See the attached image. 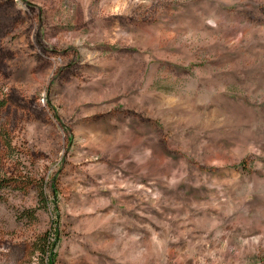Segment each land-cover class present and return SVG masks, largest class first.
<instances>
[{"label":"rangeland","instance_id":"rangeland-1","mask_svg":"<svg viewBox=\"0 0 264 264\" xmlns=\"http://www.w3.org/2000/svg\"><path fill=\"white\" fill-rule=\"evenodd\" d=\"M0 264H264V0H0Z\"/></svg>","mask_w":264,"mask_h":264},{"label":"trees","instance_id":"trees-1","mask_svg":"<svg viewBox=\"0 0 264 264\" xmlns=\"http://www.w3.org/2000/svg\"><path fill=\"white\" fill-rule=\"evenodd\" d=\"M53 244L46 245V249L44 250L43 254L47 255L48 258H50V261H53Z\"/></svg>","mask_w":264,"mask_h":264}]
</instances>
